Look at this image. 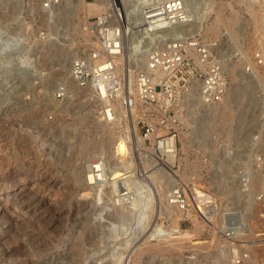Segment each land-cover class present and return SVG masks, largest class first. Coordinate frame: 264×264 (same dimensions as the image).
<instances>
[{
  "label": "rangeland",
  "instance_id": "obj_1",
  "mask_svg": "<svg viewBox=\"0 0 264 264\" xmlns=\"http://www.w3.org/2000/svg\"><path fill=\"white\" fill-rule=\"evenodd\" d=\"M79 1L48 10L41 0H0L3 30L10 33L22 28L25 36L19 54L9 57L6 51L0 55V205L9 206L7 214L0 206V253L23 243L29 254L25 256L43 264L65 262L63 257L73 250L90 256L82 264H123L124 259L128 264H213L210 257L219 253L220 236L206 232L203 226L200 231L197 225L178 229L181 218L173 221L164 206L166 184L159 181L158 171L154 181L149 178L155 184L146 183L152 192L149 201H153L149 216L134 220L125 232L97 205L107 199L101 188L88 191L78 180L75 167H83L89 157L104 155L111 164L119 160L130 164L127 158L143 143L130 111L105 123L98 114L101 103L70 76L74 58L93 45L83 30L98 14L77 7ZM195 1L196 14L202 10L201 2L209 0ZM213 1L221 21L204 33L215 44L228 76V97L219 103L231 107L225 114L214 113V109L209 114L210 104L191 99L193 95L183 98L179 157H185L181 136L187 133L193 161L188 170L182 160L179 169L185 171L180 169L183 176L187 174L185 179L189 175L214 192L224 208L245 207L252 194L239 190L237 162L253 171L257 165L249 160L264 158V0ZM61 86L65 92L58 97ZM248 101L250 111L244 116ZM257 136L261 144L255 147L252 141ZM139 156L146 168L154 167L145 160V152L139 150ZM254 184L253 193L264 184V177ZM251 209L248 222L253 232H264L258 206L253 204ZM195 242L206 247L197 250ZM252 245L249 264H264V246ZM230 261L234 264L232 257Z\"/></svg>",
  "mask_w": 264,
  "mask_h": 264
},
{
  "label": "built area",
  "instance_id": "obj_2",
  "mask_svg": "<svg viewBox=\"0 0 264 264\" xmlns=\"http://www.w3.org/2000/svg\"><path fill=\"white\" fill-rule=\"evenodd\" d=\"M41 1L49 10L73 0ZM122 2L125 17L120 13L117 0H108L106 10L88 21L89 32L97 43L74 58L70 76L88 90L93 100L105 102L98 111L102 121H115L116 109L112 103L117 100H123L124 107L132 114L133 99L130 94L125 97L129 81L118 72L117 59L127 42L136 38L140 56H144L133 69L136 99L144 106L136 117L143 143L141 149L136 148L127 158L131 162L128 167L125 161H118L121 175L116 183L110 179L112 161L104 155L98 156L90 164V184L101 187L102 196L108 189H116L115 206L135 202L137 186L147 183L149 170L141 164L139 150H142L146 153L145 160L159 171V181L169 184L168 205L181 215L178 229L201 223L206 232L220 236L218 252L230 253L235 263H241L249 257L252 244L264 246V232H252L248 237L242 231L249 228L253 204L258 206L264 222V184L252 191L256 179L264 177V158L258 156L249 160L257 165L253 171L245 169L242 161L237 162L239 190L244 195L252 194V200L245 207L225 208L214 192L181 175L178 159L179 112L183 98L197 92L205 104L221 101L229 91L223 60L215 52V44L202 31L179 29V25H187L192 20L187 0ZM64 92L65 87L61 86L57 96H63ZM259 140V136L255 137L252 146L261 144ZM245 219L247 222H243Z\"/></svg>",
  "mask_w": 264,
  "mask_h": 264
},
{
  "label": "bare ground",
  "instance_id": "obj_3",
  "mask_svg": "<svg viewBox=\"0 0 264 264\" xmlns=\"http://www.w3.org/2000/svg\"><path fill=\"white\" fill-rule=\"evenodd\" d=\"M100 1L101 2H87V0H80L78 5H77V7H81V8H83L84 10H86L88 12H98L97 15H100L107 8V2L105 1L103 3L102 1H104V0H100ZM212 1L210 2V0H209L208 2L206 1V3H202L201 2V4H202L201 9L202 10H200L201 11L200 13H196L197 14L196 15L195 14V9H194V5H195L196 1L194 0L195 3H193L191 0H187L188 6H189V8L191 10V18L190 19H192V20L187 25H184V24L179 25V29H181V30H191V31H202L203 34L205 35V33L207 31H211V30H214L215 28H217L218 24L221 21V13H220L219 10H217L215 8V6H214V2L215 1H213V2ZM72 2H74V0ZM62 5H65V3H62L61 6ZM117 5H118V8L120 10V13L125 17L126 16V11H125V7H124V4H123L122 0H119ZM58 6H60V5H58ZM196 8H197V6H196ZM198 8H200V5L198 6ZM212 13H214L215 15H214L213 20L211 21V23L208 24V22L210 21L208 19L210 18V15ZM86 23H87V21H86ZM88 24H89V22H88ZM226 24H227L228 27L230 26L229 23L226 22L225 25ZM0 30H1V33H0V55H1V53H4L6 51H10L9 57L11 55H12V57H14V55H16V53L19 54L20 53V49H19L20 45H22L23 44L22 42H24L23 40H25L24 39L25 36H24V32H23L22 28H18L16 30H14L13 32H10V33L7 32L6 33L5 32L6 30H3V27L0 24ZM88 31H89V27L87 26L85 28V30H83V34H84L85 39L88 40L93 45H96L97 41L90 38V36L88 34L89 33ZM205 37H206V35H205ZM22 47H24V46H22ZM16 48H18V49L12 53V51L14 49H16ZM140 52H141V50H140ZM260 55H261V53H260ZM143 58H144L143 55L140 56L139 46H138V42H137L136 38H132L125 45L123 54L117 59V70H118V72L120 73V75L122 77H125L129 81V83H128L129 91H127V90L125 91L126 92L125 93V97L127 98L128 95L130 94V96L133 99L132 108L134 110H133L132 115H130V116H132V119L134 118V120H136V117H137L138 113H140L139 111L141 109H143L144 106H143L142 102H139L136 99V89H135L134 74H133V68L132 67H134L135 65H137V66L140 65L141 60L142 61L144 60ZM135 59H137V60H135ZM252 69H253V74L255 75V77L259 78V74H258V71H257L258 69L256 68V66H253ZM192 95L194 97H190L191 99H195V100L197 99V100L201 101V98H200V96H199V94L197 92H193ZM235 95H237V94H235ZM227 97H228V94H227ZM238 99L241 100V96ZM99 102L100 101H98V103ZM219 102H217V103L215 102V104L213 103L214 106H212L213 104H210L212 107L211 106L209 107V110H210V111L208 110L209 114H212V110L213 109L215 110L213 112L214 113H218V114H220V113H222V114L224 113L225 114V112H229V108L231 106H229V104H227V102L226 103H219ZM100 103H101L100 104V107H101V105L103 103H105V102L102 101ZM137 104H140L141 108H139L137 106ZM112 105L116 109L115 121H116V117L125 116L126 115V111H130L129 109H126L124 107L123 100L114 101V103H112ZM250 107L251 106H250V103L248 101V103L245 105V107L242 110V113L244 114V116H246L247 112L250 111L249 110ZM105 123H113V122H105ZM186 134L183 133V136H181V137H183V140H184L183 144H184V147H185L184 148L185 152H183V153H185V157L184 158H180L179 156L178 157H179V163L181 164V162L183 160V162H185L184 163V165H185L184 167L187 166V169H188L189 167L191 168V164H192V161H193V160L191 161V159H190L191 158L190 157L191 145H189V143H188L189 141L191 142L192 140H190V135H186ZM134 135H136V134H134ZM179 136H180V132H179ZM137 138H138V136H137ZM139 140H140V138H139ZM142 140L143 139H141V141ZM96 158H97L96 156L89 157L85 161V165H83V167H78V166L75 167V173L78 176V180L82 181L81 184L88 191L93 190V189L95 190V189H100L101 188V187L100 188L96 187V185L90 184L91 181H89V177H88V174L90 172L89 171L90 164ZM129 165L130 164H128V163L125 164L126 167H128ZM224 165H226V164L225 163L220 164V166H224ZM181 167H183V165ZM181 170H183V169H181ZM181 170H180V172H181ZM193 170H194V168H193ZM157 171L158 170H157V168H155V166L147 171L148 172L147 173V181L148 182L153 183L152 181H154V179H155L154 176H155V173ZM120 175H121V172H120V168H119L118 164H115V163L111 164L110 165V176H112L110 178V179H112L111 182L116 183V181H117V179H118V177ZM181 175L183 176V172H181ZM185 176H183V177L185 178ZM149 178H151L152 181L151 180L149 181ZM187 178H188V180L196 182V180L191 178V177H189V175H188ZM153 184H155V183H153ZM5 188L7 189V186ZM149 189H150L149 185H146V184H144L143 186H142V184L137 186L138 197H137L136 201L133 202V203H130L128 205H122V206H115L114 203H113L114 202L113 194H114V191L116 189H114V190L113 189H108L105 192V195H106L107 199L98 201L97 205L101 206L102 210H105L104 215L108 216L113 221V223L117 224L118 225L117 229L120 230L121 232H123L125 227L131 225V223L134 222V220L136 222H140L141 220H145L147 218V216H149L148 212L151 209V204L153 203V201L151 202V199L149 201V195H150V193H152V192H150L151 189L150 190ZM155 189H157V188H155ZM168 189H169V184L167 182L166 183V190H165L166 191V193H165L166 196H165V199H164L163 203H165L164 206H166L165 208L168 211V213L170 214L171 219L173 221H176L177 219L179 220V218H181V215H180V213L177 210H175L174 208H172V207H170L168 205V201H167ZM7 191H10V190L7 189ZM219 191H220V189H219ZM98 193L99 192H97L95 195H97ZM150 198H151V196H150ZM0 206H1V210L3 211V213L7 214L9 206L5 205V204H1ZM99 209H100V207H98V211H99ZM243 222H247V221H243ZM196 225H197L196 226L197 230L200 231L199 229H201V227L203 225L201 223H198ZM248 227H249L248 229H242V231H244L247 236L249 235L248 237H251L250 235L252 234V232L254 230H253L252 226H248ZM126 231H127V229H126ZM124 232H125V230H124ZM40 244H43V243H40ZM195 246H196L197 250H201L202 248L206 247V245H204L203 242H195L193 247H195ZM26 248H27L26 244H23V243L22 244L20 243L17 246L4 248L2 250V252L0 253V263L7 262L9 264H43L42 261H40L38 258H34V260H31L30 258L25 256V254L29 255L27 253V249ZM88 256H89L88 253L83 255L79 251L73 250L72 252L67 253L63 257L65 262L57 261L56 264H82L84 262V260L86 258H88ZM251 256L249 255V257H251ZM231 257H232L231 255H227V254H221V253H216L215 254L214 253L212 255V257H210V258H212V261H214L213 264H222V263L223 264H231V261H230ZM249 263L250 262L247 259H245L241 263H235L234 262V264H249ZM123 264H128L125 259L123 261Z\"/></svg>",
  "mask_w": 264,
  "mask_h": 264
}]
</instances>
